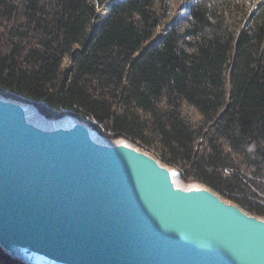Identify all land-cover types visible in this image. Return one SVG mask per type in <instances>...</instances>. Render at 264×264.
I'll use <instances>...</instances> for the list:
<instances>
[{
  "label": "trees",
  "instance_id": "1",
  "mask_svg": "<svg viewBox=\"0 0 264 264\" xmlns=\"http://www.w3.org/2000/svg\"><path fill=\"white\" fill-rule=\"evenodd\" d=\"M168 1L111 0L93 26V0H0V95L51 120L73 116L110 140L158 146L162 161L182 164L185 183L264 216V4L236 28L219 3L195 0L183 32L173 20L144 50ZM184 102L201 124L183 116ZM0 264L25 263L0 247Z\"/></svg>",
  "mask_w": 264,
  "mask_h": 264
},
{
  "label": "water",
  "instance_id": "2",
  "mask_svg": "<svg viewBox=\"0 0 264 264\" xmlns=\"http://www.w3.org/2000/svg\"><path fill=\"white\" fill-rule=\"evenodd\" d=\"M20 103L0 98V247L14 259L264 264V216L207 185H178L153 153L98 140L78 119L40 128Z\"/></svg>",
  "mask_w": 264,
  "mask_h": 264
},
{
  "label": "rangeland",
  "instance_id": "3",
  "mask_svg": "<svg viewBox=\"0 0 264 264\" xmlns=\"http://www.w3.org/2000/svg\"><path fill=\"white\" fill-rule=\"evenodd\" d=\"M110 1L111 0H93V2L98 5L99 15L96 19L93 20L91 25L97 26L101 22L104 21L105 17L109 13L108 4ZM194 1L195 0H169L168 1V9L165 13L164 20L155 29L153 37H160V36L164 35L166 33V29H167L169 23L172 22L173 20H175V23H177V26L183 32L185 30V28L187 27V25L189 24V20L191 18L190 11H189V5ZM212 1L219 3V10L224 12L228 23L231 24L233 27H236V28L237 27H247L251 23L253 11L255 10L257 5H259L260 3L264 4V0H212ZM103 11L105 12L104 15H102ZM70 65H71V63H70L69 59L65 58V60L63 62V66L66 67V66H70ZM228 88H229V85H228ZM0 96H3V95H0ZM6 98H8V97H6ZM25 103H27V102H25ZM28 104L32 108H34V110L40 115V117L46 119L47 121L56 122V121L62 120L63 118H66V116H65L59 120L48 119L44 115H42L39 111H37L38 109L34 105H32L30 103H28ZM181 112H182L183 116L191 124H193V125L201 124L202 115H201L200 111L195 106L188 104L187 102H184L182 104V107H181ZM69 117H73V116H69ZM73 118L77 119L75 117H73ZM94 130L96 131V129H94ZM205 130H207V128ZM99 136L101 138H104L100 134H99ZM105 139H107L110 142H116L117 140H119V139L110 140L108 138H105ZM220 141L223 142V140H220ZM205 145H206V137H202L199 139L196 146H197L198 150H202L205 147ZM140 147H142V146H140ZM223 147L226 150H230L227 143H225V142H223ZM142 148L153 153L155 156H157L159 159H161L160 158L161 150L158 146H150L148 148L147 147H142ZM235 157L239 163L243 161L242 156L235 154ZM169 166H171V165H169ZM173 167L176 168L180 180L183 181V179H182V172H183L182 164H179V165L173 166ZM243 167H244V165H243ZM191 183H193V182H191ZM191 183H189V184H191ZM186 184H188V183H186Z\"/></svg>",
  "mask_w": 264,
  "mask_h": 264
},
{
  "label": "bare ground",
  "instance_id": "4",
  "mask_svg": "<svg viewBox=\"0 0 264 264\" xmlns=\"http://www.w3.org/2000/svg\"><path fill=\"white\" fill-rule=\"evenodd\" d=\"M104 14H105V12L103 11L102 15H104ZM3 97L0 96V98H2V99H3ZM20 104L25 107V110H26L25 117L29 121L34 122L36 125H38V127L43 128V129H60V128L66 129L67 126H70L75 121L76 122L78 121L77 119H74L73 117H69V116H66V118H63L62 120L56 121V122L47 121L46 119L40 117V115L28 103L23 102ZM90 130H91V132H93V134H95V137H97L98 140H101V139H99L100 137H99L98 132L96 133V131L91 127H90ZM116 142L124 143V144L130 145V146H135L131 141H129L125 138H120ZM167 167L170 170L173 179L176 181V183L178 185H183V187H186V188H196V189L206 187V184H203L201 182H193V183L190 182L191 184L184 183L183 181L180 180L175 167H173V166H167Z\"/></svg>",
  "mask_w": 264,
  "mask_h": 264
}]
</instances>
